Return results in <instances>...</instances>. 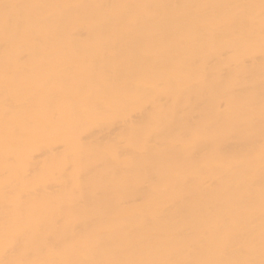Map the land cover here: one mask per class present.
I'll return each instance as SVG.
<instances>
[{
    "label": "bare ground",
    "instance_id": "obj_1",
    "mask_svg": "<svg viewBox=\"0 0 264 264\" xmlns=\"http://www.w3.org/2000/svg\"><path fill=\"white\" fill-rule=\"evenodd\" d=\"M0 264H264V0H0Z\"/></svg>",
    "mask_w": 264,
    "mask_h": 264
}]
</instances>
